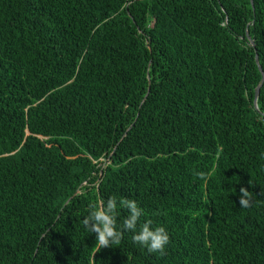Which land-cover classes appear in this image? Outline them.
I'll return each instance as SVG.
<instances>
[{
	"label": "trees",
	"instance_id": "obj_1",
	"mask_svg": "<svg viewBox=\"0 0 264 264\" xmlns=\"http://www.w3.org/2000/svg\"><path fill=\"white\" fill-rule=\"evenodd\" d=\"M258 65L264 0H0V264H264ZM111 196L163 255L96 252Z\"/></svg>",
	"mask_w": 264,
	"mask_h": 264
},
{
	"label": "clouds",
	"instance_id": "obj_2",
	"mask_svg": "<svg viewBox=\"0 0 264 264\" xmlns=\"http://www.w3.org/2000/svg\"><path fill=\"white\" fill-rule=\"evenodd\" d=\"M196 175L201 180H206L204 172H197ZM239 195L240 207L248 208L252 206L253 194L247 188L241 187ZM127 211V216L122 224L117 226V207ZM143 215V210L137 201L129 198H120L117 201L115 196H111L105 202L100 200L95 204L89 205L88 215L83 218V225L90 233H95L96 252L102 248L110 247L113 244L119 245L123 239L125 231L133 233L132 240L134 243L146 248L149 253L164 254L166 245L170 237L163 226H152L150 219L142 224L138 222Z\"/></svg>",
	"mask_w": 264,
	"mask_h": 264
},
{
	"label": "water",
	"instance_id": "obj_3",
	"mask_svg": "<svg viewBox=\"0 0 264 264\" xmlns=\"http://www.w3.org/2000/svg\"><path fill=\"white\" fill-rule=\"evenodd\" d=\"M252 44H253V42H252ZM255 61H256V63L258 64V57H257V55H255ZM258 69H259V71L261 72V74L263 75L262 76V79L264 78V74H263V70H262V68L258 65ZM259 86L260 85H258L256 88H255V95H254V100H253V103H254V106L255 107H257V97H258V94H259Z\"/></svg>",
	"mask_w": 264,
	"mask_h": 264
}]
</instances>
